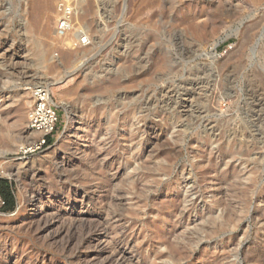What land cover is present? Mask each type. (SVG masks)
Listing matches in <instances>:
<instances>
[{
	"label": "rangeland",
	"instance_id": "374dc122",
	"mask_svg": "<svg viewBox=\"0 0 264 264\" xmlns=\"http://www.w3.org/2000/svg\"><path fill=\"white\" fill-rule=\"evenodd\" d=\"M77 3L84 47L53 0H0V264H264V0ZM56 80L17 160L23 89Z\"/></svg>",
	"mask_w": 264,
	"mask_h": 264
},
{
	"label": "built area",
	"instance_id": "2783aa9c",
	"mask_svg": "<svg viewBox=\"0 0 264 264\" xmlns=\"http://www.w3.org/2000/svg\"><path fill=\"white\" fill-rule=\"evenodd\" d=\"M56 12L55 30L59 34L67 33L73 26L76 12V0H53ZM86 35L81 43L87 44ZM33 99L28 112L26 128L34 137L24 146L18 147L17 160H28L33 155L47 148L54 136L59 121L58 109L50 103V91L44 84H37L31 90Z\"/></svg>",
	"mask_w": 264,
	"mask_h": 264
},
{
	"label": "bare ground",
	"instance_id": "6f19581e",
	"mask_svg": "<svg viewBox=\"0 0 264 264\" xmlns=\"http://www.w3.org/2000/svg\"><path fill=\"white\" fill-rule=\"evenodd\" d=\"M78 3L76 4V12H75V16H74V19L73 20H75V17H76V14H77V10L79 9L78 7ZM76 23V22H75ZM74 23V24H75ZM73 24V26H72V28H73V31L75 30V29H77V28H75V25ZM253 26V25H252ZM251 27V26H250ZM72 28H71V30H70V32L71 33H73V38H72V40L70 39V37H69V31H68V33H64V34H58V36H60V38L62 39V40H64L65 38H68L69 37V39L71 40V41H73L74 43L76 42V45H78L79 47L80 46H83L84 44H82L81 43V37L83 36V35H86V39L88 40V43L87 44H89V34H88V30H86V29H83L84 27H82V29H77V30H75L74 32L72 31ZM252 30V29H251ZM99 33V32H98ZM30 35V33L27 31L26 32V35ZM245 37V36H244ZM246 38V37H245ZM242 41V40H241ZM68 42V41H67ZM247 42H248V40H247ZM87 44H85L84 46H86ZM71 45V44H70ZM73 45V44H72ZM69 46V45H68ZM83 46V47H84ZM242 46V45H241ZM78 50V49H77ZM58 52V51H57ZM40 54V53H39ZM38 55V54H37ZM264 68V67H263ZM59 81H55L54 83H52V84H49L48 86H49V90L51 91V87H52V85H54V84H57ZM37 84H43V83H37ZM37 84H35V85H37ZM34 85V86H35ZM45 85V84H44ZM46 86V85H45ZM32 88L33 87H31V88H25V89H23V90H32ZM26 97H28L27 95H25V98ZM22 98H24V97H22ZM31 98H32V96H31ZM31 102H33V99H32V101L31 100H26L25 101V103H27V105H32V103ZM50 103L54 106V107H57L58 105L56 104V102L53 100V98L50 96ZM189 106V105H188ZM187 106V107H188ZM31 107V106H30ZM183 108V107H182ZM183 110V109H182ZM124 111V110H123ZM163 114H164V112H163ZM135 116L133 115V114H131L130 115V118H134ZM71 117H69V119H70ZM67 119H68V117H67ZM19 120H21V116L19 117ZM122 123V122H121ZM134 123V122H133ZM21 125V124H20ZM20 128L18 127L17 128V130L15 131V133H20ZM25 131H26V133H28L27 135H25V137H24V139L22 140V143L19 145V147H22V146H24L25 145V143H27V142H29V139L31 138V137H34V135L35 134H33V133H31V132H28V130H27V128L25 127ZM63 135H64V132H61V133H57V135H56V142H55V145H57V144H59L60 143V141L62 140V138H63ZM5 154V153H4ZM14 160H8L7 159V163H14L13 162ZM16 161V160H15ZM23 164V162H16V163H14L13 165L14 166H21ZM3 173H6V170H4L3 169V171H2ZM7 173H8V171H7ZM11 173V172H10ZM13 173V172H12ZM261 180V179H260ZM39 203V202H38ZM39 207H40V205H37V208H36V210L35 211H37L38 212V216L40 215V213H41V211H42V208L41 209H39ZM40 211V212H39ZM32 215H34V213L32 214ZM37 216V217H38ZM41 216H42V214H41ZM41 216H39V218L38 219H41ZM219 219H221V216H219V215H215L214 217H210V219H209V224L212 226V227H214V225L216 224V223H218L217 224V226H222V225H224V221H222V222H219L220 220ZM227 219V218H226ZM32 221V220H31ZM40 222H42V221H40ZM43 223V222H42ZM36 224V223H35ZM46 224V223H45ZM48 224V223H47ZM43 226V225H42ZM46 226V225H45ZM209 231H211V230H209ZM212 237H213V234L212 233H210L209 232V234L206 236V238L207 239H212ZM206 241H208V240H206ZM130 245V244H129ZM120 250V249H119ZM118 250V251H119ZM104 252V251H103ZM107 255V254H106ZM120 255V254H119ZM89 258V257H88ZM108 258V257H107ZM123 259V258H122Z\"/></svg>",
	"mask_w": 264,
	"mask_h": 264
},
{
	"label": "trees",
	"instance_id": "16d2710c",
	"mask_svg": "<svg viewBox=\"0 0 264 264\" xmlns=\"http://www.w3.org/2000/svg\"><path fill=\"white\" fill-rule=\"evenodd\" d=\"M0 196L3 201L1 210H13L15 207V196L12 190V184L6 178H0Z\"/></svg>",
	"mask_w": 264,
	"mask_h": 264
}]
</instances>
